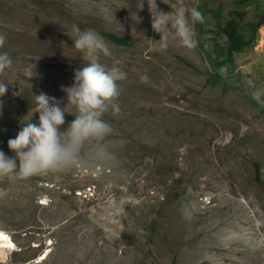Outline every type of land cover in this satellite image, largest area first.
Segmentation results:
<instances>
[{
	"label": "rangeland",
	"instance_id": "rangeland-1",
	"mask_svg": "<svg viewBox=\"0 0 264 264\" xmlns=\"http://www.w3.org/2000/svg\"><path fill=\"white\" fill-rule=\"evenodd\" d=\"M199 1L0 0V52L12 59L0 74V150L9 157L8 140L25 122L39 124L35 95L75 112L61 88L87 64L74 28L100 34L110 49L100 62L127 74L120 113L102 117L112 132L80 165L0 180V230L14 244L0 264H264V25L234 54L233 71L217 70L219 23L239 4L209 0L216 15L203 17L204 32L194 25L197 47L182 46L170 23L162 50L151 10L174 17ZM243 8L258 17L264 0ZM74 119L66 112L61 131Z\"/></svg>",
	"mask_w": 264,
	"mask_h": 264
},
{
	"label": "clouds",
	"instance_id": "clouds-1",
	"mask_svg": "<svg viewBox=\"0 0 264 264\" xmlns=\"http://www.w3.org/2000/svg\"><path fill=\"white\" fill-rule=\"evenodd\" d=\"M151 13L152 28L161 34L159 41L162 50L169 46L170 23L174 38L182 46L188 49L197 47L194 25L203 20L197 8H191L188 14L184 9H177L174 17L160 11L154 14L151 10ZM74 31L77 33L74 47L83 54L82 59L87 64L75 70L72 86L61 88L67 94V104L72 105L75 112H69L66 106L62 108L61 101L56 97L44 92L35 95L32 113L39 114V124L25 122L16 137L8 140V148L15 154L13 157L0 150V180L16 181L68 171L83 162L86 149L99 146L112 132L111 126L102 117L109 112L113 115L120 113L119 82L125 80L127 74L119 67L109 68L100 62L101 54L110 55L109 46L100 34L94 30L81 32L79 28H74ZM5 41L6 36L0 35V48L5 46ZM11 66L9 53L0 52V74ZM33 76L29 75L28 78ZM6 91L5 82H0V97ZM66 112L73 114L75 119L66 130L61 131Z\"/></svg>",
	"mask_w": 264,
	"mask_h": 264
},
{
	"label": "trees",
	"instance_id": "trees-1",
	"mask_svg": "<svg viewBox=\"0 0 264 264\" xmlns=\"http://www.w3.org/2000/svg\"><path fill=\"white\" fill-rule=\"evenodd\" d=\"M249 0H237L239 4L237 8L232 10L230 14L224 18L223 23H219L220 29L226 36V44L224 47L225 57L217 60L216 69L219 70L222 66L227 65L229 71H233L237 67V61L234 54L244 50L250 46L256 38L257 32L264 25V14L255 17L251 12L244 9V3ZM197 10L201 13L202 17L207 13L216 15V2L209 0H201L197 4ZM196 29L198 33L204 32V20L197 21ZM105 35L112 41L118 44H128L129 39L120 36L113 32H106Z\"/></svg>",
	"mask_w": 264,
	"mask_h": 264
},
{
	"label": "bare ground",
	"instance_id": "bare-ground-1",
	"mask_svg": "<svg viewBox=\"0 0 264 264\" xmlns=\"http://www.w3.org/2000/svg\"><path fill=\"white\" fill-rule=\"evenodd\" d=\"M138 6H139V3H138ZM13 246L14 244L10 236L5 231L0 230V250L5 251V250H8L9 248H12ZM46 255H47V252L45 253V256Z\"/></svg>",
	"mask_w": 264,
	"mask_h": 264
}]
</instances>
